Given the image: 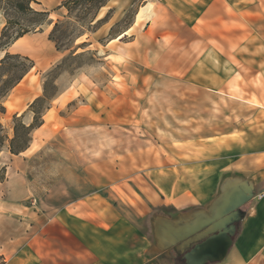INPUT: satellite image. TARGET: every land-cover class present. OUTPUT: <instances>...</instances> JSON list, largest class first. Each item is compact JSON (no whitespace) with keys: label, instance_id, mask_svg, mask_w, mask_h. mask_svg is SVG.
<instances>
[{"label":"rangeland","instance_id":"374dc122","mask_svg":"<svg viewBox=\"0 0 264 264\" xmlns=\"http://www.w3.org/2000/svg\"><path fill=\"white\" fill-rule=\"evenodd\" d=\"M231 1L250 8V25L239 24L243 41L251 33L264 35V0ZM142 2L110 0L100 9L98 19L103 20L94 31H86L65 50H58L49 39L54 23L65 21L66 9L55 7L49 11L52 23L38 31L43 36L32 38L42 56L57 55L54 61L10 52L30 57L35 65L4 99L6 112L0 119L9 137L16 114L31 123L29 104L42 95L47 73L59 63L61 68L55 75L57 94L44 114V124L33 131L29 149L16 155L5 147L0 153V173L5 169L0 182V255L7 264H57L63 239L60 221L54 217L59 210L49 205L56 189L73 199L102 192L106 201L94 198L93 221L98 224L93 227L94 238L100 241L101 224L109 229L103 237L118 233L125 243L149 247L142 257L175 264L176 257L183 258L194 242L187 248L180 244L162 250L158 225L165 228L168 222L186 220L188 209H180L189 205V198L194 199V192L202 187L198 184L209 181L214 172L210 165L215 154L209 148L224 143L229 131L238 153L250 141L262 140L263 114L238 106L232 110L236 120L231 121L227 103L213 105L208 94L179 80L150 73L132 62L119 65L112 60L110 54L116 51L112 40L120 41ZM34 7L41 9L36 3ZM5 25L0 13V37ZM79 29L75 26L74 31ZM9 46L0 42V61ZM72 51L76 57L64 61ZM237 65L240 82L255 86L264 82L261 71L256 74L244 59L238 58ZM237 94L246 96L244 90ZM181 193L185 195L179 202L166 200ZM99 210L113 228L101 222ZM243 218L244 214L236 223L231 250L242 236ZM112 237L115 243L116 236Z\"/></svg>","mask_w":264,"mask_h":264},{"label":"crops","instance_id":"0c3cea01","mask_svg":"<svg viewBox=\"0 0 264 264\" xmlns=\"http://www.w3.org/2000/svg\"><path fill=\"white\" fill-rule=\"evenodd\" d=\"M63 1L44 0L38 5L47 11L55 7L63 9ZM242 6L240 8L231 0H143L136 9L134 22L124 31L127 34L120 41L112 40L116 41V51L110 56L119 65L132 62L150 73L179 80L189 89L203 91L213 105L227 103L231 121L236 120L232 110L238 106H245L256 115H264V82L255 86L237 78L240 71L238 58L244 59V65L256 74L261 71L264 76V35L251 33L243 41L244 30L239 24L249 26L251 13L246 4ZM41 34L43 32L25 34L8 47V52L54 61L55 53L42 56L40 47L32 42L34 36H43ZM127 37L131 39L124 41ZM239 90L245 91V98L238 96ZM261 130L259 137L262 140L250 141L242 152L238 153L230 131L226 132L224 143L219 141L215 147H210L215 154L210 165L214 172L209 181L198 184L202 187L194 192V199L189 198V205L180 209H188L187 213H190L194 210L192 207L206 208L205 203L219 195L227 180L242 178L251 181L255 194L244 205L242 236L227 257L217 264H264V127ZM181 194L180 197H166V200L179 202L185 195ZM259 194H263L262 198L258 197ZM102 196L101 192L73 199L59 189L54 191L49 205L59 210L54 217L60 221V239H63L58 244L57 264H159L156 257L141 256L147 255L149 247L125 243L115 232H112L116 236L115 243L111 241L113 235L103 237L109 229L101 224L100 241L93 237V227L98 225L93 221L94 198L105 200ZM99 211L101 222L112 227L103 211ZM77 223L83 224L84 229Z\"/></svg>","mask_w":264,"mask_h":264},{"label":"trees","instance_id":"16d2710c","mask_svg":"<svg viewBox=\"0 0 264 264\" xmlns=\"http://www.w3.org/2000/svg\"><path fill=\"white\" fill-rule=\"evenodd\" d=\"M110 0H64L61 7L66 9L65 21H57L50 32L52 40L58 50L70 48L72 42L84 35L86 31H94V27L103 19H98L99 11ZM36 0H0V13L6 19L0 42L11 45L17 39L28 33L43 31L45 25H50V12L44 9H36ZM73 26V27H72ZM75 26L80 29L74 31ZM14 32V33H13ZM13 33V34H12ZM72 51L66 59L76 57ZM34 61L28 56L6 52L0 61V115L6 112L4 99L10 91L18 85L25 75L34 67ZM61 68V63L50 70L44 82L43 93L38 96L28 110L33 113L31 123L23 121V116H14L13 136L9 137L0 119V153L7 147L12 154H20L26 151L32 142V133L44 124V114L49 109L50 101L57 94L55 91V75ZM5 171V169L3 168ZM2 170V171H3ZM0 173V182L5 178V172ZM6 259L0 255V264H5ZM175 264H186L184 259L176 257Z\"/></svg>","mask_w":264,"mask_h":264},{"label":"water","instance_id":"95a60500","mask_svg":"<svg viewBox=\"0 0 264 264\" xmlns=\"http://www.w3.org/2000/svg\"><path fill=\"white\" fill-rule=\"evenodd\" d=\"M250 180H227L219 195L204 209L187 213L186 220L165 228L158 225V243L162 250L194 242L184 254L186 264H208L224 260L234 244L236 223L244 214L241 207L254 197Z\"/></svg>","mask_w":264,"mask_h":264},{"label":"bare ground","instance_id":"6f19581e","mask_svg":"<svg viewBox=\"0 0 264 264\" xmlns=\"http://www.w3.org/2000/svg\"><path fill=\"white\" fill-rule=\"evenodd\" d=\"M141 16H143V15H141ZM127 34V32H124V33H122V36H124V35H126Z\"/></svg>","mask_w":264,"mask_h":264},{"label":"built area","instance_id":"2783aa9c","mask_svg":"<svg viewBox=\"0 0 264 264\" xmlns=\"http://www.w3.org/2000/svg\"><path fill=\"white\" fill-rule=\"evenodd\" d=\"M262 196H263V194H259V195H258L259 198H262Z\"/></svg>","mask_w":264,"mask_h":264}]
</instances>
